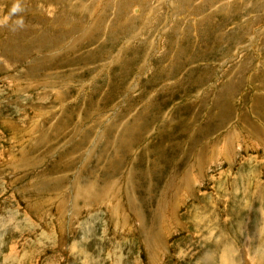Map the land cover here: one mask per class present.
Here are the masks:
<instances>
[{"label":"rangeland","instance_id":"374dc122","mask_svg":"<svg viewBox=\"0 0 264 264\" xmlns=\"http://www.w3.org/2000/svg\"><path fill=\"white\" fill-rule=\"evenodd\" d=\"M262 254L264 0H0V264Z\"/></svg>","mask_w":264,"mask_h":264},{"label":"bare ground","instance_id":"6f19581e","mask_svg":"<svg viewBox=\"0 0 264 264\" xmlns=\"http://www.w3.org/2000/svg\"><path fill=\"white\" fill-rule=\"evenodd\" d=\"M135 10H136V9H135ZM231 144H232V143H231ZM262 146H263V145H262ZM219 149H220V151L223 150V149H224V146L220 147ZM211 150H212V148H211ZM220 151H219V152H220ZM212 153H213V152H212ZM214 153H215V152H214ZM228 153H229V152H228ZM228 153H227V154H228ZM221 155H222V154H221ZM225 155H226V154H225ZM228 155H229V154H228ZM228 155H226V156H228ZM212 156H213V155H212ZM222 156H223V155H222ZM223 158H224V157H223ZM188 187H189V186H188ZM179 199H181V198H179ZM163 214H164V213H163ZM170 215H171V214H170ZM170 220H171V219H170ZM165 221H166V225H167V226H170V225H171V224H170L171 222H170L168 219H167V220H164V222H165ZM169 222H170V223H169ZM172 223H173V222H172ZM164 224H165V223H164ZM169 228H170V227H169ZM227 228H229V227H227ZM164 230H165V229H164ZM228 231H229V230H228ZM231 232H232V231H231ZM225 233H226V232H225ZM232 234H233V233H232ZM226 242H228V245L226 244L227 247H228V249H226V250H228V251L230 250L231 252H233L234 249H233L232 245H229V244H230V243H229V240H226ZM243 247H244V246H243ZM246 247H247V246H246ZM244 248H245V247H244ZM244 248H243V249H244ZM155 249H156V251H157V248H155ZM158 249H159V248H158ZM258 249H259V248H258ZM226 250H225V251H226ZM230 251H229V253H231ZM241 251H242V250H241ZM246 252H247V251H246ZM258 253H259V252H258ZM152 255L155 256V252H154ZM247 255H248V254H247ZM242 256H243V255H242ZM254 256H255V254H254ZM260 257L262 258V260H264V256H263V254L260 255ZM154 258H156V256H155ZM247 258H248V257H247ZM257 258H258V257H257ZM221 261H223V260H221ZM253 261H254V260H253ZM153 262H155V261H153ZM153 264H154V263H153ZM156 264H157V262H156Z\"/></svg>","mask_w":264,"mask_h":264},{"label":"crops","instance_id":"0c3cea01","mask_svg":"<svg viewBox=\"0 0 264 264\" xmlns=\"http://www.w3.org/2000/svg\"><path fill=\"white\" fill-rule=\"evenodd\" d=\"M92 145V144H91Z\"/></svg>","mask_w":264,"mask_h":264}]
</instances>
